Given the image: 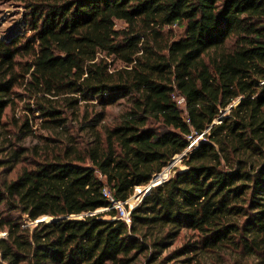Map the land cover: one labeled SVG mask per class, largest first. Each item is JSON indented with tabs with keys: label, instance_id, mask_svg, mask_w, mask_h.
<instances>
[{
	"label": "trees",
	"instance_id": "obj_1",
	"mask_svg": "<svg viewBox=\"0 0 264 264\" xmlns=\"http://www.w3.org/2000/svg\"><path fill=\"white\" fill-rule=\"evenodd\" d=\"M12 1L30 35L0 37V130L23 102L19 139L48 136L0 192V264H264V0ZM184 153L121 219L104 188L125 203Z\"/></svg>",
	"mask_w": 264,
	"mask_h": 264
},
{
	"label": "rangeland",
	"instance_id": "obj_2",
	"mask_svg": "<svg viewBox=\"0 0 264 264\" xmlns=\"http://www.w3.org/2000/svg\"><path fill=\"white\" fill-rule=\"evenodd\" d=\"M26 8L25 6L16 3L12 0H0V37L8 39L12 37L13 35H18L22 33L23 35H30V32L26 30L25 26V16ZM126 25L123 22L118 21L116 28L117 29H123ZM176 34L180 35L183 33L184 29L180 27H175ZM122 64L120 62H116L115 66H121ZM114 66V67H115ZM81 112H84L85 105L81 104ZM126 107V101L121 100L118 103L108 107L105 110V119L103 121V124L112 126L114 125L118 119L120 118V115L123 113V110ZM93 108H90V113H92ZM97 111H100V108L96 109ZM28 113L25 110L24 103H20L16 110H11L10 108L7 109L6 115L4 118L5 122V129L0 130V192L3 191V187L6 183L14 181L18 178V176L21 174L22 170L26 167H31L35 161L40 159V157L37 158V156L33 155L31 153L32 151L36 150L37 148L44 147V142L39 139V136H48V133L46 131H43L41 129H38L40 126V120L38 117L36 119L32 118L33 120V130L34 134L29 135L25 137L24 139H19V132L18 129H16L14 124V117L20 118ZM31 117V116H30ZM76 122V121H74ZM73 122V124H75ZM80 125V122H76L75 129L72 132L74 136L79 140L82 141L85 140L88 136L86 133H82L81 130L78 129V126ZM202 139V137H198L197 140ZM7 141V142H6ZM198 143V142H197ZM30 149V151L27 152L25 155V158L22 159L20 163L16 164H8L5 165L4 162L10 157V152L14 149ZM44 149L43 151H45ZM43 155V154H41ZM46 155V154H44ZM182 159L179 158V156L175 157V159L163 170L162 173H165L168 171L166 178H169L171 175L174 174L172 171L174 168H179L180 170H185L186 167L181 163ZM137 194V193H136ZM137 197L139 198L138 194L134 196V200H137ZM135 205L132 203L131 205H128L126 207H121L118 209L119 217L123 219L126 222H130V219L128 217V213L134 208ZM16 217H18V214H15ZM44 220V219H41ZM5 233L1 234V237L4 236ZM195 233L190 230H183L181 234L176 239L175 244L164 253V256L169 255V253L173 252L174 250L182 247L185 243L189 242L191 239H193L195 236ZM145 258L144 256L140 257L137 264H145ZM198 264H236L235 260L232 261L229 260V257H224V261H220L217 258H203L198 261Z\"/></svg>",
	"mask_w": 264,
	"mask_h": 264
},
{
	"label": "built area",
	"instance_id": "obj_3",
	"mask_svg": "<svg viewBox=\"0 0 264 264\" xmlns=\"http://www.w3.org/2000/svg\"><path fill=\"white\" fill-rule=\"evenodd\" d=\"M174 99L177 101V104L181 107V108H183V109H185V107H186V101H185V99L183 98V97H177V96H174ZM185 115L187 116V112H185ZM186 121L189 123L190 122V120L187 118L186 119ZM189 140H190V146L188 147V150L187 151H189V150H191L195 145H197L198 143L197 142H199V140H197V138H193V137H189ZM185 155V153L184 154H182V155H179V158L180 159H182L183 158V156ZM162 175H163V177H164V179H168V178H166V176L164 175V173H162ZM152 187V184L150 183L149 185H147V186H142V187H137L136 188V191H135V194L132 196V197H130V199L127 201V202H125V203H122V202H117L116 200H115V198H114V195H113V193L109 190V188L108 187H105L104 188V190H103V193H104V195H105V197L112 203V205H113V208H116V209H119V208H121V207H126V206H128V205H131L132 203H134V205L136 206L140 201H141V198H142V196L150 189ZM138 194V196H139V198L137 197V200L135 201L134 200V196L135 195H137ZM133 209V208H132ZM99 212H102V211H97V212H95V213H89L88 215H96V214H98ZM128 217H130V212L128 213ZM130 219V218H129Z\"/></svg>",
	"mask_w": 264,
	"mask_h": 264
},
{
	"label": "water",
	"instance_id": "obj_4",
	"mask_svg": "<svg viewBox=\"0 0 264 264\" xmlns=\"http://www.w3.org/2000/svg\"><path fill=\"white\" fill-rule=\"evenodd\" d=\"M167 179H164V177H163V175H162V173L161 174H159L157 177H155L152 181H151V184H152V187H155V186H157V185H159V184H162L163 182H165ZM151 187V188H152ZM150 188V189H151ZM43 221V220H42Z\"/></svg>",
	"mask_w": 264,
	"mask_h": 264
},
{
	"label": "bare ground",
	"instance_id": "obj_5",
	"mask_svg": "<svg viewBox=\"0 0 264 264\" xmlns=\"http://www.w3.org/2000/svg\"><path fill=\"white\" fill-rule=\"evenodd\" d=\"M167 173H168V171H167V172H165V173H164V175H165V176H167ZM44 220H45V219H44Z\"/></svg>",
	"mask_w": 264,
	"mask_h": 264
}]
</instances>
